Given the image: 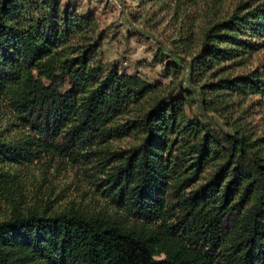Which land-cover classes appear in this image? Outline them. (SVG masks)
Here are the masks:
<instances>
[{
    "label": "trees",
    "instance_id": "16d2710c",
    "mask_svg": "<svg viewBox=\"0 0 264 264\" xmlns=\"http://www.w3.org/2000/svg\"><path fill=\"white\" fill-rule=\"evenodd\" d=\"M79 1L0 0V264H264V0H130L155 80ZM35 163L90 194H28Z\"/></svg>",
    "mask_w": 264,
    "mask_h": 264
},
{
    "label": "rangeland",
    "instance_id": "374dc122",
    "mask_svg": "<svg viewBox=\"0 0 264 264\" xmlns=\"http://www.w3.org/2000/svg\"><path fill=\"white\" fill-rule=\"evenodd\" d=\"M99 1H79V7L82 12L90 8L95 10L99 29L104 32V40L100 48L102 60L104 62L118 60L127 72L136 71L145 79H157L159 67L148 64L152 57L149 48H152L151 50L159 46L167 48L163 41L166 34L161 32L163 25L158 26L155 31H149L143 27L142 20L135 23L128 20V14L134 8V3L130 0ZM239 1L244 0H226L222 11L229 12L233 4ZM127 34L128 36L139 34L144 42L137 43L133 38L128 39ZM262 56L264 51H259L256 58ZM7 118H9L8 113L0 105V131L5 128L4 121ZM20 180L23 190L28 194L33 190L49 193L56 207L62 206L69 199L76 200L83 192L87 197L90 194L76 171L67 165L43 171L38 163H35L24 172V175H21Z\"/></svg>",
    "mask_w": 264,
    "mask_h": 264
},
{
    "label": "built area",
    "instance_id": "2783aa9c",
    "mask_svg": "<svg viewBox=\"0 0 264 264\" xmlns=\"http://www.w3.org/2000/svg\"><path fill=\"white\" fill-rule=\"evenodd\" d=\"M80 1H83V2H96V1H99V0H80ZM101 1H106V0H101Z\"/></svg>",
    "mask_w": 264,
    "mask_h": 264
}]
</instances>
